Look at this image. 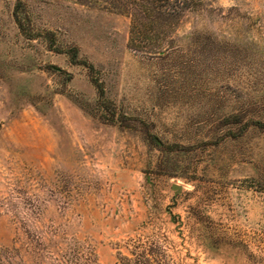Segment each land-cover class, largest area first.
<instances>
[{"label":"rangeland","instance_id":"rangeland-1","mask_svg":"<svg viewBox=\"0 0 264 264\" xmlns=\"http://www.w3.org/2000/svg\"><path fill=\"white\" fill-rule=\"evenodd\" d=\"M121 3L0 0V264H264V0Z\"/></svg>","mask_w":264,"mask_h":264},{"label":"trees","instance_id":"trees-1","mask_svg":"<svg viewBox=\"0 0 264 264\" xmlns=\"http://www.w3.org/2000/svg\"><path fill=\"white\" fill-rule=\"evenodd\" d=\"M123 7L131 10L133 18L132 33L139 35L155 27L167 28L199 0H120ZM121 3V4H122ZM195 8V7H194ZM159 53V51H154Z\"/></svg>","mask_w":264,"mask_h":264},{"label":"water","instance_id":"water-1","mask_svg":"<svg viewBox=\"0 0 264 264\" xmlns=\"http://www.w3.org/2000/svg\"><path fill=\"white\" fill-rule=\"evenodd\" d=\"M176 189H180L178 186H175Z\"/></svg>","mask_w":264,"mask_h":264}]
</instances>
